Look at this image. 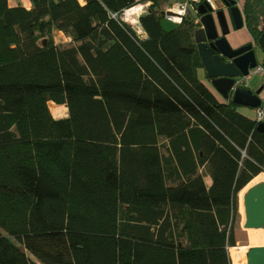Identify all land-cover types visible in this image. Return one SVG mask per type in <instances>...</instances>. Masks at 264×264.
<instances>
[{
	"label": "trees",
	"instance_id": "16d2710c",
	"mask_svg": "<svg viewBox=\"0 0 264 264\" xmlns=\"http://www.w3.org/2000/svg\"><path fill=\"white\" fill-rule=\"evenodd\" d=\"M30 3L0 0V264H232L264 133L198 79L196 21L145 0L141 39L137 0Z\"/></svg>",
	"mask_w": 264,
	"mask_h": 264
},
{
	"label": "water",
	"instance_id": "95a60500",
	"mask_svg": "<svg viewBox=\"0 0 264 264\" xmlns=\"http://www.w3.org/2000/svg\"><path fill=\"white\" fill-rule=\"evenodd\" d=\"M222 3L221 9L217 11L206 3L192 6L202 26L195 35V43L206 78L223 99L232 98V104L237 107L257 110L261 106L259 96L262 89L256 94L242 89L232 93L231 90L238 79L246 77L250 70L257 67L259 54L264 57V29L257 42L234 49L227 41L230 30L225 9L230 11L236 31L244 26L242 12L235 2L222 0ZM121 20L124 22L123 16ZM257 131L264 133V125H259ZM243 205L247 218L243 228L247 264H264V183H259L244 193Z\"/></svg>",
	"mask_w": 264,
	"mask_h": 264
},
{
	"label": "crops",
	"instance_id": "0c3cea01",
	"mask_svg": "<svg viewBox=\"0 0 264 264\" xmlns=\"http://www.w3.org/2000/svg\"><path fill=\"white\" fill-rule=\"evenodd\" d=\"M78 1L80 3H82V0H78ZM144 1L145 0H137V2L139 4L137 7L134 8V9H141L142 8V10H143L142 12H139V14L133 15V16L127 18L126 20H124L125 23H127L132 29H134L137 32L138 36L141 39H146V36L140 27L139 19L141 18V16H143L145 13H147V11L149 10V7L151 6V3H143ZM230 1L235 2L236 6L242 12V16H243V20H244V26L240 31H236L232 16L230 14V11L228 9H225V14H226V17L228 20V25H229V30H230V34L227 37V41L230 42V44L233 46L234 49H239V48L245 47L247 45L253 44L254 40H253L251 34L249 33L247 26H246V22H245V16H244L245 0H230ZM258 1H259L260 7L262 8V10H261V16L262 17L260 18V30L263 31V29H264V0H258ZM188 2H189V0H168V4L164 5L162 7V9H164V11L167 14L169 12V10H171L173 7L182 6ZM187 17L193 18L194 21H197L199 19L198 15L193 11L192 6H190L188 9ZM170 24L174 26V24H172V23H170ZM175 26H177V25H175ZM165 32H168V31H165ZM235 40H237V43L235 42ZM258 61H259V63L264 62V57L261 54H259ZM200 71H199L200 74L198 72V77L200 75L204 78V80H200V81L214 95V97L218 100V102L221 104H226V105L232 103V98L230 100L223 99V97L216 91V89H214L211 82L209 80H207L205 71L204 70H200ZM260 89H262L261 84L258 86V88H255V89L249 88V86H248L246 91H250L253 94H256ZM259 99H260V96H259ZM62 108H64V107H62ZM238 113L247 119L255 121L256 110H251L248 108L239 107ZM261 176H264V175H261Z\"/></svg>",
	"mask_w": 264,
	"mask_h": 264
},
{
	"label": "built area",
	"instance_id": "2783aa9c",
	"mask_svg": "<svg viewBox=\"0 0 264 264\" xmlns=\"http://www.w3.org/2000/svg\"><path fill=\"white\" fill-rule=\"evenodd\" d=\"M202 3H206L214 11H217V9L219 10L220 7L223 5L222 0H189V2L186 3L185 5L173 7L166 14L165 18L174 25H181L183 19L187 17L189 7L194 5H200ZM135 10L136 13L135 14L131 13L128 17H126L127 12L124 13L123 15L124 20H126L127 18L133 15L139 14V12L143 11L142 8L141 9L133 8L132 10H130V12ZM195 24L197 29L202 28L200 24V19H198L195 22ZM254 78H259L261 80V87L263 90L260 96L261 106L256 110L255 113V122L258 125H264V62L260 63L255 69L250 70L246 77L238 79L231 91L232 93H235L239 89L247 90L248 84L251 83Z\"/></svg>",
	"mask_w": 264,
	"mask_h": 264
},
{
	"label": "rangeland",
	"instance_id": "374dc122",
	"mask_svg": "<svg viewBox=\"0 0 264 264\" xmlns=\"http://www.w3.org/2000/svg\"><path fill=\"white\" fill-rule=\"evenodd\" d=\"M9 4H10V6L13 8V7H17V6H20V5H22L23 7H28V8H32V6H31V3H30V0H9ZM162 27H163V29L165 30V31H168V32H170V31H174L175 30V28H176V26L174 25H171L170 24V22L167 20V19H165L163 22H162ZM55 43L56 44H62V45H66V44H69V43H71L70 42V40L67 38V36H65V35H62V34H56V36H55ZM41 47H45L46 45H47V42L46 41H44V42H41L40 44H39ZM201 72V71H200ZM200 72H199V74H200ZM200 78V79H199ZM198 79L199 80H204V78L202 77V76H200L199 75V77H198ZM201 82V81H200ZM202 83V82H201ZM261 84V80L259 79V78H254L253 80H252V82L251 83H249L248 84V86H249V88H252V89H255V88H258V86ZM52 104V103H51ZM61 108V111H62V113L61 114H59V115H54L52 112H51V114L53 115V117L56 119V120H61V119H65L66 117H67V109L66 108H62V107H60ZM49 110H50V104H49ZM51 111V110H50ZM260 183H263V182H260ZM257 184H259L258 182H256L255 180L251 183V185H250V187H252V186H255V185H257ZM249 187V188H250ZM242 216V215H241ZM242 224H243V218H242V221H241V226H240V231L237 233V235H236V243H237V247L235 248V249H233V250H231L230 251V255H232V252L234 251V250H236V251H238L237 249H239L240 248V246H239V243H238V234L243 230V226H242ZM18 246V245H17ZM20 247V246H19ZM30 259L33 261V262H35L36 264H38L33 258H31L30 257Z\"/></svg>",
	"mask_w": 264,
	"mask_h": 264
},
{
	"label": "bare ground",
	"instance_id": "6f19581e",
	"mask_svg": "<svg viewBox=\"0 0 264 264\" xmlns=\"http://www.w3.org/2000/svg\"><path fill=\"white\" fill-rule=\"evenodd\" d=\"M131 13H134L135 14L136 13V10L135 11H132V12L128 11L126 17H128ZM50 110H51V112L54 115H59V114L62 113L61 108L60 107H57V106H55L53 104H50ZM255 181L258 182V183H260V182H263L264 183V176L258 177L257 179H255ZM249 187L247 188V190L249 189ZM247 190H245L244 192H242V194L240 196L241 197V200H240V212H241V215H242V218H243V224H242L243 228H244V226L247 223L245 208H244V205H243V196H244V193ZM245 241H246V236L244 234V231L242 230L238 234V243H239L240 248L237 249L238 251L234 250L232 252V255H231L232 264H247V248H246Z\"/></svg>",
	"mask_w": 264,
	"mask_h": 264
},
{
	"label": "clouds",
	"instance_id": "9594fccd",
	"mask_svg": "<svg viewBox=\"0 0 264 264\" xmlns=\"http://www.w3.org/2000/svg\"><path fill=\"white\" fill-rule=\"evenodd\" d=\"M259 64H260V63H259ZM259 64H258V65H259ZM258 65H257V66H258ZM262 91H263V90H262ZM261 94H262V93H261ZM260 96H261V95H260Z\"/></svg>",
	"mask_w": 264,
	"mask_h": 264
},
{
	"label": "flooded vegetation",
	"instance_id": "af4514ba",
	"mask_svg": "<svg viewBox=\"0 0 264 264\" xmlns=\"http://www.w3.org/2000/svg\"><path fill=\"white\" fill-rule=\"evenodd\" d=\"M222 7V6H221ZM221 7H220V9H221Z\"/></svg>",
	"mask_w": 264,
	"mask_h": 264
}]
</instances>
